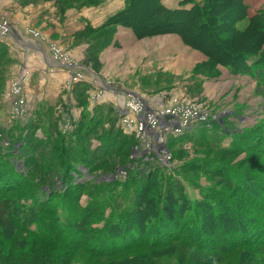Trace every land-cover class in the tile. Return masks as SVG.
<instances>
[{"label": "rangeland", "instance_id": "1", "mask_svg": "<svg viewBox=\"0 0 264 264\" xmlns=\"http://www.w3.org/2000/svg\"><path fill=\"white\" fill-rule=\"evenodd\" d=\"M154 1L167 17L162 18L163 10L147 14L153 8L151 0L150 4L146 0H0V154H12L8 160L25 171L19 159L23 140L62 145L61 153L68 154L67 170L55 188L59 196L71 188L63 200L73 209L90 206L91 194H121L130 179L140 181L131 174L150 172L154 180L182 183L184 177L193 178V186H186L191 201L199 199V190L208 189L211 181L234 197L232 205L251 224L256 214L244 213L250 206L242 192H230L220 175L210 176L192 164L188 170L183 166L210 159L237 172L258 173V166L251 165L264 161L249 157L256 151L264 153L260 145L264 128H259L264 127V75L257 74L253 63L264 62V0H237L232 7L228 5L232 0ZM195 5L206 6L207 16H216L208 28L199 29L187 16L176 18L178 11ZM257 19L260 29L253 27ZM245 54L250 55L249 69L244 68ZM71 64L74 73L63 69ZM186 105L196 106L207 119L192 121L178 131L168 120L166 125L158 118L154 124L147 122L149 116L166 115ZM212 121L224 129L231 127L220 147H228L233 132L237 141L249 134L241 140L246 148L226 155L189 137L179 138L193 124L208 127ZM50 124L57 134L49 130ZM114 131L121 135L112 138ZM121 137L131 140L119 150L126 157L129 153L131 166L107 176L104 170L121 154L110 149L120 148ZM83 147L91 173L79 154L68 153ZM53 154L56 161L59 153ZM51 160L42 164H52ZM259 201L264 203V198ZM103 208L106 217L111 211ZM103 226L104 221L92 229ZM218 227L215 224L214 230ZM200 245L191 251L201 255L217 247ZM185 249L172 243L163 250L138 248L96 259L76 252L70 264H143L141 259L145 264L205 262L184 261ZM226 259L213 264H224Z\"/></svg>", "mask_w": 264, "mask_h": 264}, {"label": "trees", "instance_id": "2", "mask_svg": "<svg viewBox=\"0 0 264 264\" xmlns=\"http://www.w3.org/2000/svg\"><path fill=\"white\" fill-rule=\"evenodd\" d=\"M151 3L153 8L146 9L147 14L163 10L157 7L154 0H151ZM238 3L239 1L232 0L228 5L232 7ZM178 12L176 18L187 16L199 29L208 28L210 23L217 19L216 16H207L206 6L195 5L189 10ZM161 16L165 18L167 13ZM259 23L257 19L253 27L260 29ZM249 56L245 54L243 61L246 69L252 65L247 64ZM260 60L262 57L259 62ZM253 63L258 66L257 74L264 75V62L258 65L256 62ZM258 80H261V77ZM101 120L102 118L99 123ZM219 122L222 123L220 119ZM218 124L212 121L207 127L195 123L191 130L179 138L189 137L190 140L199 141L207 148L218 149L226 155L246 148L241 140L242 136L245 138L249 134L241 135V139L237 141V134L233 132L229 137L232 139L228 147H220L224 143L222 138L229 135L231 127L224 126L226 131ZM53 128L50 124L49 130L57 134ZM115 135L121 134L114 131L112 138ZM129 140L125 137L119 138L120 148L112 147L111 152L117 150L121 153L122 150H119L124 145L127 146L131 141ZM23 141L25 144L21 147L20 157L16 155V158L23 159L25 171L16 169L13 162L8 160L12 154L6 152L4 156L0 154V264H70L73 253L76 252L89 259H96L138 248L163 250L172 243H179L186 248L182 250L184 261L194 263L198 258L199 262L205 261L202 264H213L227 258L224 264H264V203L259 201L260 198H264L262 163L264 161L251 165V168L258 166V173L249 170L247 173L237 172L229 168V165L223 167L212 164L209 162L210 159L194 163L187 161L188 163L183 166L188 170L192 164L194 167L204 169L210 176L220 175L222 178L220 180L227 188H232L230 192H242L250 206L245 207L244 213L251 216L256 214L255 219H250V224L244 220L245 215L240 216L242 213L232 205L234 197L227 196L224 190L216 189L217 185L211 181L208 189L199 190L201 197L191 201L187 198L186 186H193V178L184 177L182 183L175 179L154 180L149 176L150 172L145 176L143 172H138L139 175L131 174L132 178L140 177V181L130 179V184H127V189L121 194L113 196L108 193L91 194L93 198L90 206L73 209L71 203L63 200L71 188L65 190V195L61 196L55 188L57 181L63 182L62 178L65 177L67 151L61 153L62 145L55 147L49 142L37 144L36 141ZM261 141L260 145L264 146L263 140ZM54 151L59 153L56 161L53 160ZM68 153L79 154L85 162V167L89 169L90 165L86 162L90 159L86 157L85 147ZM127 156L121 153L117 162L106 168L104 174L111 176L117 170L127 169V165L131 166L129 153ZM253 156L264 159V153L261 151L254 152L252 156L249 154V157ZM47 159H52L53 163L43 165L42 162ZM154 169L152 170L157 174L161 173L158 168ZM88 172L91 173L92 169ZM252 206H256L257 209L251 208ZM103 207H108L111 211L106 217ZM213 208L216 210V219L213 217ZM103 221L102 228L92 229L94 224ZM217 223L219 226L217 230L221 229L220 232L214 230ZM260 234H263V238H260ZM202 243L217 247L202 253L203 255H196L197 252L191 251H197ZM141 260L143 264L146 263V260Z\"/></svg>", "mask_w": 264, "mask_h": 264}, {"label": "built area", "instance_id": "3", "mask_svg": "<svg viewBox=\"0 0 264 264\" xmlns=\"http://www.w3.org/2000/svg\"><path fill=\"white\" fill-rule=\"evenodd\" d=\"M73 65V64H71ZM70 65V66H71ZM67 66V65H64ZM157 118L159 119V124H165V121L168 120V124H171L172 127H175L174 129L176 131L182 129L185 127V125L189 124L192 121L195 120H199V121H205L207 119V116L202 114L200 111H198V109L196 108V106H180L178 108L173 109L172 111H170L169 113H167L166 115H159L158 116H149L148 121L150 124H154L155 120H157ZM154 120V122H153ZM187 127H185L184 129H186ZM146 130H148L147 128H145ZM183 129V130H184ZM160 143V141H159ZM164 166V165H162ZM168 166L169 165H165Z\"/></svg>", "mask_w": 264, "mask_h": 264}, {"label": "crops", "instance_id": "4", "mask_svg": "<svg viewBox=\"0 0 264 264\" xmlns=\"http://www.w3.org/2000/svg\"><path fill=\"white\" fill-rule=\"evenodd\" d=\"M48 59L50 60V62H53V61H55V59L53 58L52 59V57H49L48 56ZM51 64V63H50ZM53 65V64H52ZM54 67H58V68H60V66L59 65H53ZM72 66V68H67L66 66H64L63 65V69H68V70H71V71H73V73H74V69H75V66L74 65H71ZM77 69V68H76Z\"/></svg>", "mask_w": 264, "mask_h": 264}, {"label": "bare ground", "instance_id": "5", "mask_svg": "<svg viewBox=\"0 0 264 264\" xmlns=\"http://www.w3.org/2000/svg\"><path fill=\"white\" fill-rule=\"evenodd\" d=\"M66 67H67V66H66ZM68 67H70V65H68ZM68 67H67V68H68Z\"/></svg>", "mask_w": 264, "mask_h": 264}]
</instances>
